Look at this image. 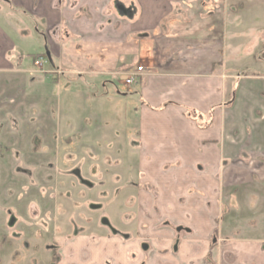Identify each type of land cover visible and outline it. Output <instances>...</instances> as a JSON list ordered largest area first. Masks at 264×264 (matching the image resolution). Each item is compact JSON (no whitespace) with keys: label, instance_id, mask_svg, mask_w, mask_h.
<instances>
[{"label":"crops","instance_id":"crops-1","mask_svg":"<svg viewBox=\"0 0 264 264\" xmlns=\"http://www.w3.org/2000/svg\"><path fill=\"white\" fill-rule=\"evenodd\" d=\"M1 7L2 140L27 84L39 99L50 95L43 85L51 80L58 100L89 107L83 123L110 119L106 102H124V119L133 109L135 180L108 182L110 194L121 187L130 201L131 220L118 222L113 238L127 264H264L261 236L235 234L237 221L264 215V42L252 53V34H264V0H0ZM35 50L50 63L45 72L29 65L41 57ZM140 65L138 84L125 85L119 73ZM74 124L69 117L67 128ZM36 178L44 183L46 174Z\"/></svg>","mask_w":264,"mask_h":264},{"label":"rangeland","instance_id":"rangeland-1","mask_svg":"<svg viewBox=\"0 0 264 264\" xmlns=\"http://www.w3.org/2000/svg\"><path fill=\"white\" fill-rule=\"evenodd\" d=\"M0 15H6L4 7ZM252 36V53L256 54L264 34ZM39 54L42 68H50L44 52ZM43 87L50 95L36 99L29 96L32 86L25 85L26 92L22 90L14 101L20 106L7 115V141L0 136V264H117L116 257L127 264L120 244L113 239L118 235L111 229L120 234L118 222L131 220L130 209H125L130 201L120 193L121 187L119 191L113 188L110 194L108 182L122 186L135 180L137 129L133 109L129 108L128 119H124V102H106L110 119L88 116L91 124L83 123L89 107L85 111L76 98L58 100V85L51 80ZM96 109L91 108L92 115ZM69 117L76 120L70 129ZM83 126L86 128L81 129ZM66 135L71 140H66ZM80 150L82 156H77ZM39 171L46 174L44 183L36 178ZM237 222V236H261L264 241V215ZM259 222L263 226L257 233L258 225H253ZM245 230L246 235L240 234ZM102 234L108 238L101 239Z\"/></svg>","mask_w":264,"mask_h":264},{"label":"built area","instance_id":"built-area-1","mask_svg":"<svg viewBox=\"0 0 264 264\" xmlns=\"http://www.w3.org/2000/svg\"><path fill=\"white\" fill-rule=\"evenodd\" d=\"M43 63L44 62H43L42 57H37L33 61L34 66L42 69L41 72H45L46 70L42 68ZM142 71H143V66L140 65V66L135 67L134 70L119 73V78L125 85L131 87V86L138 84L140 76L142 75Z\"/></svg>","mask_w":264,"mask_h":264},{"label":"flooded vegetation","instance_id":"flooded-vegetation-1","mask_svg":"<svg viewBox=\"0 0 264 264\" xmlns=\"http://www.w3.org/2000/svg\"><path fill=\"white\" fill-rule=\"evenodd\" d=\"M108 222H106V224H107ZM108 225H109V223H108ZM110 226V225H109ZM111 233L112 234H116V230H114V229H111ZM213 242L215 243L216 242V239L214 238L213 239Z\"/></svg>","mask_w":264,"mask_h":264}]
</instances>
